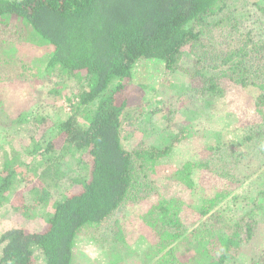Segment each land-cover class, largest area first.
<instances>
[{
	"label": "trees",
	"instance_id": "trees-1",
	"mask_svg": "<svg viewBox=\"0 0 264 264\" xmlns=\"http://www.w3.org/2000/svg\"><path fill=\"white\" fill-rule=\"evenodd\" d=\"M240 25L232 0H0V89L53 80L51 92L59 93L75 77L84 79L71 98L72 114L52 121L17 109L11 96L18 88L7 97L4 87L0 92V126L33 122L36 128L29 159L0 130V206L10 200L24 215L42 209L44 219L37 231L13 226L2 232L0 264H81L83 237L103 248L106 264L233 262L255 236L256 204L264 198V183L253 199L243 195L251 176L234 168L247 157L242 145L264 160V38L243 34ZM146 60L166 73H184L188 98L210 109L230 95L248 94L259 122L233 129L237 142H206L190 121L160 146L140 142L126 149L121 126L125 109L135 104L125 93ZM140 86L149 92L148 84ZM191 142L204 144L200 153L175 159ZM78 153L83 171L70 175L66 166ZM210 173L233 186L203 184ZM129 207L143 229L141 255L120 219ZM193 215L198 221L190 223Z\"/></svg>",
	"mask_w": 264,
	"mask_h": 264
},
{
	"label": "rangeland",
	"instance_id": "rangeland-1",
	"mask_svg": "<svg viewBox=\"0 0 264 264\" xmlns=\"http://www.w3.org/2000/svg\"><path fill=\"white\" fill-rule=\"evenodd\" d=\"M232 4L236 17L240 19L241 25L239 28H241L242 33L246 34L251 31L254 38H264V8H262L264 6V0H232ZM29 47L26 46L28 53L34 54L39 52V50L29 49ZM162 66L153 60H146L141 63V66L136 71L135 80L128 82L125 94L133 99L135 105L125 109L121 126L123 146L126 149H131L140 142L160 146L163 141H168L171 134L178 132L179 125H182L183 122L190 121L194 126L193 129L202 132L201 135L206 142L212 144L216 142L217 144L219 143L218 140L222 138L223 142L231 141L230 139L237 142V139L234 138L238 134L237 132L235 134L233 129H239L247 124L259 122V115L251 107L253 103L250 102L251 100L248 98V94H246V99L245 96L240 97L239 94L234 97L230 95L229 98L219 100L218 105L212 106L210 109L206 106L204 100L192 101L188 98L192 94L191 84L184 73L180 71L166 73ZM11 72L13 73V71ZM52 78L58 79L55 74H53ZM52 81H37L31 86L27 83H21L19 85L3 83L0 92L4 87L5 89L2 95L6 97L8 95H15L16 92L13 88L16 87L18 88L16 89L17 96H11V100L17 109H29L34 116L44 115L48 117L49 121L67 118L72 114V109L69 110L68 105L71 103L73 93L84 85V79L82 77H75V80L70 81L69 85L59 93L51 92L55 84ZM141 83L148 84L149 92L147 88L140 86ZM58 86L60 85L56 84V87ZM153 87H158L157 94H154L151 90ZM142 97L146 99L144 100ZM237 98L239 99L237 100ZM238 104L241 107L248 108L240 113H236L232 109L233 105L238 106ZM1 129L9 137H15L14 140L20 144L21 148L25 149L24 155L29 159L26 148L28 149L30 145V136L33 135L32 130L36 129L33 122H25L21 125L10 127L0 126ZM228 130L231 133H228ZM40 134L41 132L38 131L37 136H40ZM199 146L201 148L191 142L188 146H183L182 149L176 150L177 154L174 155V158L178 160L193 158V156L200 153L204 144L200 143ZM242 148L244 149L242 150L243 155L247 157L241 158L239 160L240 162L236 160L237 163L234 168H237L240 175L241 172H244L251 176L240 190L243 195L253 199L255 195L257 196L256 193L258 190L261 189L260 183H264V164L260 168H257L260 162L264 160L260 156H254L250 151V147L247 148L245 145H242ZM79 156V153L74 155L66 166L70 175H77L83 171L82 168L84 166L78 161ZM162 168H165V166ZM254 170H256V173L252 175L251 171ZM259 175L261 178L258 177ZM204 182H207L209 186L213 184L225 189L233 186L228 179H224L216 173L211 174V179L208 181L204 180L203 184ZM163 184L164 182L161 185ZM162 189L163 191L161 192L166 190V184L162 186ZM27 199H30L28 194ZM256 205L258 207V211L256 212L258 226L255 236L242 248L236 259L228 264H253L255 261H264V198H259ZM13 209L14 206L10 200L3 201L1 204L0 235L6 229L13 226L26 227L31 231L42 229L44 225V219L41 215L42 209L39 212L36 210L31 211L29 215H24ZM132 209L130 207L124 209L120 213V219L125 224V234L133 245L132 248L140 253L147 245H142L138 241L139 231L142 227L136 225V220L133 216L134 210ZM239 210L241 209L237 207L238 214L242 212ZM233 212H229L228 214H233ZM197 221L198 219H195L193 215L190 223ZM84 239L86 237H83V240L79 244L81 264H106L102 261L103 248L97 245L92 239ZM188 252L186 251V253ZM127 264L143 263L138 258H133Z\"/></svg>",
	"mask_w": 264,
	"mask_h": 264
},
{
	"label": "built area",
	"instance_id": "built-area-1",
	"mask_svg": "<svg viewBox=\"0 0 264 264\" xmlns=\"http://www.w3.org/2000/svg\"><path fill=\"white\" fill-rule=\"evenodd\" d=\"M68 109L71 110L70 106L68 105Z\"/></svg>",
	"mask_w": 264,
	"mask_h": 264
}]
</instances>
